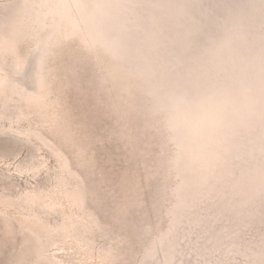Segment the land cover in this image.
I'll return each mask as SVG.
<instances>
[{"label": "bare ground", "instance_id": "6f19581e", "mask_svg": "<svg viewBox=\"0 0 264 264\" xmlns=\"http://www.w3.org/2000/svg\"><path fill=\"white\" fill-rule=\"evenodd\" d=\"M0 12V66L12 58L17 78L9 86L21 89L14 99L36 104L42 115L50 100L45 105L34 96L25 98L24 87L32 95L44 87L46 96L67 70L62 89L57 86L62 93L73 87L74 95L84 93L96 106L106 92L108 111L135 125L126 146L130 160L139 156L140 164H148L142 179L149 187L145 224L135 218V227H128L132 241L145 246L137 264H264V0H4ZM19 44L25 54L13 57ZM53 46L64 66L43 69L41 79L37 66L47 65ZM41 59L40 65L33 63ZM88 65L95 79L88 77ZM21 79L26 86H20ZM208 94L239 97L242 107L210 134L192 140L173 124L171 113ZM6 131L0 130V150L13 149L12 139L29 145L21 138L5 140ZM35 138L38 146L54 148ZM49 152L66 165L65 156ZM14 170L26 173L20 166ZM132 184L110 215L115 224L145 202ZM53 190L33 187L24 196L47 202ZM90 201L96 202L94 195H84L76 212ZM151 217L156 221L150 223ZM0 220L22 236L18 224L2 215ZM127 254L112 264L131 263ZM61 258L82 264L75 253Z\"/></svg>", "mask_w": 264, "mask_h": 264}, {"label": "rangeland", "instance_id": "374dc122", "mask_svg": "<svg viewBox=\"0 0 264 264\" xmlns=\"http://www.w3.org/2000/svg\"><path fill=\"white\" fill-rule=\"evenodd\" d=\"M2 1L4 0H0V3ZM2 17L0 12V19ZM23 45L16 47V55H12L13 57L24 56ZM57 52L58 47L53 46L48 53L51 56L47 65L42 64V70L37 66L41 79L46 76V73H42L43 69L48 72L63 68V61L56 59ZM75 55L79 57L81 54L76 52ZM42 59L33 63L40 65ZM11 60L7 58L0 66V77L3 79L0 82H4V87L0 85V130H7L5 140L21 138L29 145L12 139L14 147L9 149L13 152L9 149L6 152L4 149L0 150V163L7 161L10 165L13 164L10 167L0 166V215L15 222V225L18 224L23 233L22 236H14L11 229L14 233L16 228L7 227L0 220V264H68L61 256L69 253H75L78 257L75 260H82V264H112L123 258L128 251L130 254L126 255V259L129 262L132 260L129 264H137L145 246L142 241H132L128 227H135V218L138 225L142 222L145 224L142 211L147 208L149 187L144 186L147 181L142 179L148 164H140V157L134 155L131 161L130 151L126 146V142L132 139L135 125L132 123V127L131 123L116 119L120 115L111 108L108 111L106 92L104 103L96 106L84 93L81 97L74 95L71 90L73 87L68 89L67 94L62 93L61 81L67 78V70L55 78L58 82L52 83V92L46 96L43 94L44 87L32 90L34 95L24 87L25 98L34 96V100L44 104L46 98L50 100L42 115L36 113V104L27 105L26 102L13 98L14 94L21 93V89L16 88L15 91V86H9L17 78V75L12 74ZM68 65L71 66L69 62ZM90 67L85 66L89 72L88 77L95 79ZM18 83L26 86L22 79ZM58 85H61V89ZM60 110L63 111L60 113ZM53 112L58 115L53 116ZM25 116L26 121L21 122L20 118ZM65 122H70L71 126ZM125 123L132 128H125ZM38 135L48 140L49 145H53L54 148L46 145L53 154L65 156L67 166L57 162L43 143V146H38L35 138ZM31 144L39 147L41 153ZM23 146L28 152L27 156L25 150L20 151ZM8 153L15 155L9 158L6 157ZM7 158L9 160H5ZM16 166H20L21 171L26 173H18L14 170ZM30 168H34V171H28ZM8 170L13 172L12 175ZM29 173L35 176L29 178ZM131 183V188H137L135 194L145 202L129 211V216L119 224H115L110 215L115 214L114 210L120 209V199L124 198ZM33 187L46 192L51 189L57 191L53 190L56 194L51 193L49 201L41 202V199L24 196ZM86 187H89L88 192L85 191ZM152 188L151 184V190ZM84 195H94L96 202L82 203L76 212L74 205L77 206L76 202L83 199ZM29 205L36 206L32 209L27 207ZM153 221L156 219L151 217L149 222Z\"/></svg>", "mask_w": 264, "mask_h": 264}, {"label": "clouds", "instance_id": "9594fccd", "mask_svg": "<svg viewBox=\"0 0 264 264\" xmlns=\"http://www.w3.org/2000/svg\"><path fill=\"white\" fill-rule=\"evenodd\" d=\"M242 99H225L218 94H208L198 99L177 105L171 120L192 140L210 134L225 119L235 115L242 107Z\"/></svg>", "mask_w": 264, "mask_h": 264}]
</instances>
